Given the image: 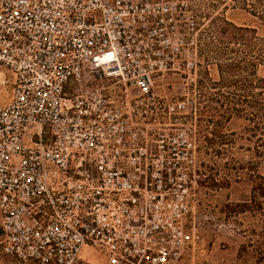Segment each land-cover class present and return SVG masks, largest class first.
Returning a JSON list of instances; mask_svg holds the SVG:
<instances>
[{"label":"built area","instance_id":"2783aa9c","mask_svg":"<svg viewBox=\"0 0 264 264\" xmlns=\"http://www.w3.org/2000/svg\"><path fill=\"white\" fill-rule=\"evenodd\" d=\"M196 27L185 0H0V259L179 263L196 238L190 144L140 139L124 105L194 80Z\"/></svg>","mask_w":264,"mask_h":264},{"label":"trees","instance_id":"16d2710c","mask_svg":"<svg viewBox=\"0 0 264 264\" xmlns=\"http://www.w3.org/2000/svg\"><path fill=\"white\" fill-rule=\"evenodd\" d=\"M238 2L240 7L236 11L244 15L247 22H230L220 18V24L214 29L217 39H212L215 40L213 42L208 37L209 40L197 55L196 69L202 62L205 70L199 80L196 79L198 73L195 71V74L192 73L195 75L194 80L186 82L190 90L195 87L201 104L198 115L206 133L201 146L213 148L221 155V151H226L224 146L231 145L229 148L236 147L244 154L231 159L230 164L216 163L210 168L213 173L204 177L201 169L203 165L198 164L196 159L193 136L185 133L191 154L188 171L191 205L195 220L198 214L194 200L195 187H203L206 180L209 182L207 186L219 189L228 188L231 182L246 181L250 185L249 197L224 205L221 212L227 218L221 222L233 227L234 233L240 235L243 231L228 217L249 215L257 219V229H251L248 234L247 247L255 264H264V0ZM213 67L216 69V79L210 74ZM178 104H172L174 109L171 115L182 113L184 108L178 109ZM231 123H238L237 128L228 130ZM227 170L232 171L231 174ZM208 216L215 220L212 213H208ZM245 247L240 246V254L246 253Z\"/></svg>","mask_w":264,"mask_h":264},{"label":"rangeland","instance_id":"374dc122","mask_svg":"<svg viewBox=\"0 0 264 264\" xmlns=\"http://www.w3.org/2000/svg\"><path fill=\"white\" fill-rule=\"evenodd\" d=\"M188 1L192 14L197 22V31L193 33V40L196 45L197 55L201 48L211 38L215 42L217 35L214 31L219 25V19L225 18L230 22H247L244 15L236 11L240 7L238 0H185ZM208 30L212 33L209 34ZM209 37V38H208ZM205 70L204 64L197 66L196 79ZM213 79H216V69L213 67L210 71ZM185 76L172 75L165 77L157 83L152 99L143 103L135 104L130 101L127 106L124 105L125 116L130 120L127 124V130L137 133L140 139L147 133L149 138L157 132L167 131L173 134L181 132L191 134L197 150V162L203 165L201 168L204 177L213 173L210 170L213 165L231 163V159L241 157L244 154L237 148L224 146L226 151H221V155L213 148L206 149L201 146V140L205 136L204 129L200 122L198 111L200 108L198 94L195 87L189 89ZM108 88L111 95L119 94V85H114L113 81L104 79L93 82ZM92 85V84H91ZM176 103H183L184 109L178 116L171 115L168 106ZM189 111L192 113H189ZM177 119V120H176ZM238 123L229 124L228 130H234ZM211 127V126H210ZM228 164V165H229ZM200 165V166H201ZM231 174L232 171H228ZM203 179V176H200ZM206 180L203 187H195V203H197V213L194 220L196 226V238L192 244L183 253L178 264H255L254 258L249 256L250 248L247 247L248 234L251 229H257V219L249 215H240L238 217H228L232 219L243 231L240 235L234 233L233 227L225 226L221 220L227 218L221 212V208L229 203L246 200L249 197L250 185L246 181L240 183L231 182L228 188L209 187ZM212 213V218H207V214ZM246 246V253H239L240 246ZM0 264H12L8 258H1Z\"/></svg>","mask_w":264,"mask_h":264}]
</instances>
